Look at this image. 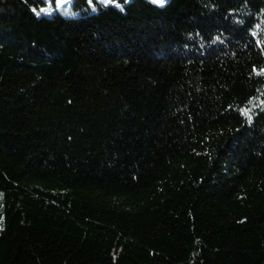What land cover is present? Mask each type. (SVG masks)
<instances>
[{"label": "trees", "instance_id": "1", "mask_svg": "<svg viewBox=\"0 0 264 264\" xmlns=\"http://www.w3.org/2000/svg\"><path fill=\"white\" fill-rule=\"evenodd\" d=\"M69 1L0 0V264H264V0Z\"/></svg>", "mask_w": 264, "mask_h": 264}, {"label": "rangeland", "instance_id": "2", "mask_svg": "<svg viewBox=\"0 0 264 264\" xmlns=\"http://www.w3.org/2000/svg\"><path fill=\"white\" fill-rule=\"evenodd\" d=\"M153 2V0H150ZM56 7L57 9L60 11L61 14L63 15H67L69 13V11H71V2L69 0H56ZM61 4H64V7L65 8H60L59 6ZM158 4H162V3H158ZM50 11L49 8H44L43 10H41L40 12H43V13H48Z\"/></svg>", "mask_w": 264, "mask_h": 264}, {"label": "snow or ice", "instance_id": "3", "mask_svg": "<svg viewBox=\"0 0 264 264\" xmlns=\"http://www.w3.org/2000/svg\"><path fill=\"white\" fill-rule=\"evenodd\" d=\"M154 3H163L164 0H153Z\"/></svg>", "mask_w": 264, "mask_h": 264}]
</instances>
